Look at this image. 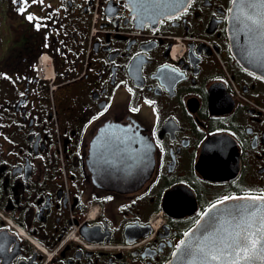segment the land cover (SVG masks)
Listing matches in <instances>:
<instances>
[{
	"label": "flooded vegetation",
	"instance_id": "1",
	"mask_svg": "<svg viewBox=\"0 0 264 264\" xmlns=\"http://www.w3.org/2000/svg\"><path fill=\"white\" fill-rule=\"evenodd\" d=\"M231 1L143 23L126 0H0V264H164L212 203L264 195V79L230 50ZM115 126L152 159L132 191L92 180Z\"/></svg>",
	"mask_w": 264,
	"mask_h": 264
},
{
	"label": "water",
	"instance_id": "2",
	"mask_svg": "<svg viewBox=\"0 0 264 264\" xmlns=\"http://www.w3.org/2000/svg\"><path fill=\"white\" fill-rule=\"evenodd\" d=\"M189 0H126L139 22H156L160 18L172 14L184 7ZM242 6L236 0L231 1L227 17V34L229 37L230 50L236 60L246 69L254 72L264 79V35L259 31L249 32L245 25L251 27V21L241 15ZM246 11V10H245ZM240 17L236 19V17ZM100 132V131H99ZM92 141L90 148V165L92 166V180L100 187L118 191H132L138 188L149 176L152 169V159H149L143 151L144 146L133 142V138L124 126H115L109 130H103ZM138 144L135 147V144ZM113 159V162H107ZM102 162V163H101ZM253 195H234L230 197L244 198ZM259 197V196H255ZM224 201V203H220ZM213 205H216L213 208ZM245 209L258 211L264 215V201L251 199H222L212 203L201 214L197 222L189 228L181 241L177 244L170 258L164 264H198L191 257L186 258L180 254L182 241H191L193 244L197 239H202L203 227L209 219L208 213L217 217L216 226L226 230L221 235L234 230L235 221L228 223L232 218L228 210ZM247 217L248 213H242ZM208 233H205L207 235ZM179 246V247H178ZM257 264H264L258 261Z\"/></svg>",
	"mask_w": 264,
	"mask_h": 264
},
{
	"label": "snow or ice",
	"instance_id": "3",
	"mask_svg": "<svg viewBox=\"0 0 264 264\" xmlns=\"http://www.w3.org/2000/svg\"><path fill=\"white\" fill-rule=\"evenodd\" d=\"M31 2L37 3L38 0H31ZM236 2L242 6L241 15L251 21V27L245 25L248 31H259L264 35V0H236ZM13 3L21 5L18 8L20 14L25 13L24 5L28 3V0H13ZM26 18L30 22L33 21L32 15H27ZM239 18V16L236 17V19ZM42 26L36 25L37 29ZM131 111H138V109H131ZM225 199L264 201V195L244 198L226 197ZM215 207L216 205H213V208ZM243 212L248 213L247 217L242 214ZM207 215L209 219L203 227L202 239H197L195 244L191 241L181 242L183 247L180 248V254L186 260L191 257L193 261H198V264H257L258 261H264V215L259 214V210L249 211L247 208L228 210V215L232 218L228 223L235 221V224L234 230L227 232L226 235H221L226 231L223 226H216L217 217L212 213ZM197 223L200 222L197 221ZM205 233L208 234L205 235ZM188 235L185 233V236ZM173 255L176 256L177 253Z\"/></svg>",
	"mask_w": 264,
	"mask_h": 264
},
{
	"label": "rangeland",
	"instance_id": "4",
	"mask_svg": "<svg viewBox=\"0 0 264 264\" xmlns=\"http://www.w3.org/2000/svg\"><path fill=\"white\" fill-rule=\"evenodd\" d=\"M173 52L174 53H178L179 52V49L177 47H175L174 50H173ZM172 56H174V55H172ZM94 212H95V210L92 209L91 212L89 213V216H92Z\"/></svg>",
	"mask_w": 264,
	"mask_h": 264
}]
</instances>
